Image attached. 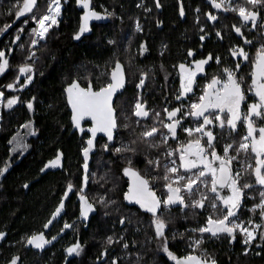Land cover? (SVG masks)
<instances>
[{
	"label": "trees",
	"instance_id": "obj_1",
	"mask_svg": "<svg viewBox=\"0 0 264 264\" xmlns=\"http://www.w3.org/2000/svg\"><path fill=\"white\" fill-rule=\"evenodd\" d=\"M61 1L65 7L60 23L50 32L44 43L34 48L35 56L26 61L32 53L30 40L34 38L29 34L36 24L30 19L31 14L20 18L8 15L9 9L15 11L17 0H0V30L6 25H11L7 31H0V50L6 52L10 65L9 69L0 75V91L5 93L0 124V169L8 165L7 172L0 176V232L6 234L5 238L0 240V264H8L13 256L34 262L35 258L26 241L31 235L45 228L44 225L52 218L56 207L63 200L69 183L74 185V193L81 194L79 190L84 189L88 200L95 204L100 215H117L119 221L124 219V229L131 224L153 229V225L143 214L126 205L123 194L126 192L127 179L123 177L122 170L128 166V159L131 158L132 167L144 173L146 155L147 159L153 160L159 156L163 165L165 160L160 153L164 149L171 150L179 145L178 139H170L160 152H157L147 150L146 146L141 144V154L134 157L131 153L115 152L116 147L128 144L131 140H139L140 133L154 125L155 112H160L161 118L168 122L163 111L165 107L162 105L166 98L175 103L176 85L173 78L177 73L178 62L183 60L189 48L188 37L197 28L194 10L197 1L159 0L161 6L157 8L155 0H91V7L97 13L106 15L107 10L112 15L91 23L90 31L81 35L79 40L74 39V36L79 31L85 10L77 0ZM47 4L48 0H38L37 8L34 9L37 16L46 14ZM138 4L141 6L137 7ZM180 5L186 13L184 22L179 18ZM25 20L28 21L26 24ZM137 21L142 31H137ZM233 25L243 26L242 20L233 12L218 23L219 32L223 37L215 47L220 64L211 77L219 75L223 68H229L231 50L241 46ZM21 27L24 31L19 33L18 29ZM17 34L21 39L13 44ZM109 41L115 43L110 44ZM117 60L124 66L127 76V88L115 104L117 138L113 144L101 140L97 147L92 149L87 161L89 179L85 187L83 149L88 146V136L73 130L65 89L74 79L79 80L81 86H86L88 80H91L93 87L99 89L108 82ZM23 64L32 65L34 69L32 82L26 86L25 77L18 71ZM143 73H147V78L142 87H137L144 78ZM10 83L16 85L15 90L5 87ZM12 97H18L20 102L9 109L6 103L7 99ZM138 101L145 104L149 112L148 118L133 116L134 106ZM29 102L33 104L32 109L27 108ZM173 109L174 107H170L168 110ZM137 120L140 121L139 125L136 124ZM125 124L130 127L125 128ZM24 125L28 127H23ZM189 125L194 128L196 123L189 121ZM161 131L167 132L162 126ZM33 132L34 135L31 134ZM182 132L178 137L181 143H186L187 134ZM16 134L20 137L31 134L32 138L30 150L23 155L19 153L18 158H13V144H9V141ZM214 134L220 140L217 150L222 154V145L227 140L228 132L225 131L224 140H221L219 127ZM245 134L246 129L238 125L237 132L232 135L239 139ZM153 142L159 143V137ZM106 143L109 145L108 151L103 148ZM58 154L61 155L60 169L47 172L45 165ZM42 168L45 170L41 171ZM148 175L151 178L152 173ZM113 177L119 184L118 188L113 187ZM154 183V191L158 195L165 194L163 181ZM25 184L28 185L27 188L24 187ZM245 191L239 220L259 219V209L255 212L248 211L259 201L258 193ZM253 196L256 197L255 200L250 198ZM101 197L109 201L115 200L116 204L105 208L98 202ZM79 210L78 203L69 200L63 212L67 214L70 223H75V214H78ZM210 214L213 213L207 202L203 210L189 208L182 212L177 208L164 214L166 222L171 219L168 229L183 231L184 247L179 253L180 256L192 251L188 246L191 241L202 238V248L215 258L217 264H264V247H260L264 245V241L260 238L254 251L251 250L250 254L245 255L243 238L238 233L232 241L227 234L213 238L205 233L201 237L198 232L192 231L204 226ZM119 227L121 228L120 223ZM81 228L83 229L82 226ZM138 249V255L142 258L140 264H170L165 259L158 241L149 245L141 243ZM196 254H199V250H196ZM133 263L137 264V259L133 260Z\"/></svg>",
	"mask_w": 264,
	"mask_h": 264
},
{
	"label": "snow or ice",
	"instance_id": "obj_2",
	"mask_svg": "<svg viewBox=\"0 0 264 264\" xmlns=\"http://www.w3.org/2000/svg\"><path fill=\"white\" fill-rule=\"evenodd\" d=\"M38 0H17L15 4V11L9 9L8 15H15L16 18L24 17L26 14H31L30 19L36 24L32 28L30 37L31 47H35L39 41L45 40L49 30L58 25V18L61 15L62 3L61 0H48L46 14L37 16L34 9L37 8ZM77 3L85 10L81 17V24L78 33L74 39L79 40L81 35L90 31L89 22L92 20H104L107 16L112 15L105 10L106 15L97 13L91 7V0H77ZM212 9L223 12H233L242 20L243 26H248L250 22V31L256 29L261 32V38L264 39V0H208ZM141 5H137L140 7ZM161 5L159 0H156V7ZM151 11V9H146ZM197 12L200 10L197 9ZM180 15L184 16V9L181 6ZM209 21H217L218 16L211 11L205 13ZM28 21L25 20V24ZM199 17L197 23H199ZM259 22V23H258ZM11 25H6L0 31H7ZM235 32L241 36L243 33L241 27L233 25ZM137 31H142L139 22H136ZM24 31L23 27L18 29L19 33ZM204 32V28L200 29ZM218 37L223 39L221 33H216ZM21 39L17 34L12 41L13 44ZM201 41L205 39L204 35L200 36ZM110 44L115 43L109 41ZM244 43L253 45V41L245 37ZM23 47V45H21ZM11 49H9V52ZM192 51L188 52V56H193ZM233 57L240 56L244 61L251 64L250 79L251 83H246V77L238 76L240 64L236 63L235 68H223L219 75H214L206 83L202 90V94L195 102H191L187 111H183V117H192L196 126L183 128L187 134V142L181 143L178 147L168 150L164 149L161 155L164 156V164L161 165L160 158L157 156L155 160L147 159L144 173H141L136 168L132 167V159H128V166L122 170L123 177H127V191L123 194V199L128 203L138 205L140 209L151 214V224L154 226V236L160 241V248L167 254L168 258L175 261V264H217L214 257H212L206 249L202 248L204 240L202 238L195 239L189 243V247L193 248V252L183 256L177 257L169 250L167 244L166 229L171 219L167 222L163 218L165 213H170L173 207H179L182 212L187 209L203 210L207 204L210 206L213 214H210L206 219V224L198 229L192 231L198 232L201 237L208 233L213 238H220L222 234H227L231 240L236 239V232L244 236L243 243L250 245L257 239L259 233L260 240L264 241V44L257 48L255 56L250 57L244 48L231 50ZM35 56L32 52L28 56L31 60ZM211 55L207 59L195 61V68L186 67L185 64H180L181 72V93L176 96L177 100L186 97L188 93L193 91L198 73L204 72V66L212 60ZM216 63L220 64V58H216ZM9 59L4 50H0V75L4 74L9 69ZM19 74L25 77L26 86L32 82L34 71L32 65L23 64L18 69ZM140 83L137 87H142L147 78V73H143ZM87 80V77H85ZM97 79H99L97 77ZM18 82V81H17ZM125 73L123 65L117 60L115 67L110 73L108 82L95 89L91 80H88L86 86H81L79 80L74 79L69 83L65 89L67 93L68 104L71 106L72 116L71 120L74 126L81 131V122L86 118H90L92 127L88 129L92 138L88 139L87 147L83 149V156L85 163L83 165L85 175L83 177L84 184L88 183V158L89 153L94 147V139L97 133H104L107 136V141L111 142L114 139V131L117 129L116 111L113 107V97L119 89L125 87ZM9 90H15L16 85L10 83L5 86ZM249 94L253 98L251 103H248ZM5 99L4 91H0V103ZM19 101L18 97L7 99L6 106L11 109ZM242 105L246 106V111L242 112ZM28 109L33 108V104H27ZM166 113L165 122L161 118L160 112H155L154 125L140 133L139 140H131L128 144H122L115 148L116 153H131L132 156L141 154L140 145L146 146L147 150H155L160 152V149L166 145L169 139L176 140L177 129L182 128V118L178 114L182 113V107H176L169 111L167 108L163 109ZM133 116L137 118H148L149 112L146 110L145 104L137 102L134 106ZM259 121L260 126L257 122ZM137 120L136 124L139 125ZM243 123L246 127V134L236 139L233 133L237 132L238 124ZM159 125V126H157ZM161 126L167 132L161 131ZM23 127H28L24 125ZM129 128L128 124L124 125ZM219 127L221 130V140H224L225 131L228 132L227 140L222 145V154L217 150L220 145V140L214 134V129ZM34 135L35 133H31ZM159 137L160 142L154 143ZM9 144H14L11 149L13 152H19L28 147V145L19 137V134L14 135ZM104 151H108L109 145L106 143ZM61 155L58 154L54 160H51L45 168H57L60 166ZM234 162L239 165V168H234ZM161 168L163 173L161 174ZM8 170L6 164L0 169V176H3ZM45 169H41L44 171ZM149 173H152L149 178ZM249 177L254 179L250 180ZM155 182L163 181L162 187L166 190L164 197H158L155 188ZM113 187L118 188L119 184L113 177ZM259 186V187H257ZM28 187L27 184L24 185ZM74 185L69 183L65 192V198L68 193L73 191ZM227 189L229 194H223ZM245 190H250L258 193L259 201L254 203L250 212H255L259 209L260 223L249 219L247 226L244 222L237 223L239 220L238 212L241 208L242 201L246 195ZM79 200L81 202L80 217L87 220L89 214L95 212V204L90 202L86 195L83 194L84 189L81 188ZM255 200L256 197H250ZM105 208L110 205H115L116 201H109L107 198H101L98 201ZM64 208L63 200H61L58 207H56L52 219L45 225L48 228L53 220L60 215ZM107 214V213H106ZM130 222V221H129ZM119 223L123 225L124 219H120ZM72 224L65 223L64 228H72ZM5 233L0 232V240L5 238ZM53 240L56 237L52 238ZM108 243H120L124 239L121 236L118 240H113L108 237ZM231 242V241H230ZM49 241L45 238L43 233L31 235L27 241V245H32L37 249H42ZM124 249L129 248L127 242L123 243ZM81 245L77 242L66 249L69 255H79L81 252ZM199 250V254H196ZM247 255V251L244 253ZM259 255V253H257ZM102 255H107L105 250ZM142 258H137V264H140ZM8 264H21V257L13 256ZM112 264H117L116 260Z\"/></svg>",
	"mask_w": 264,
	"mask_h": 264
},
{
	"label": "flooded vegetation",
	"instance_id": "obj_3",
	"mask_svg": "<svg viewBox=\"0 0 264 264\" xmlns=\"http://www.w3.org/2000/svg\"><path fill=\"white\" fill-rule=\"evenodd\" d=\"M194 1H197V6L194 9L195 15L197 16V18L199 17L200 22L197 23L196 21L195 26L197 28L194 29L192 35L188 37L189 40H187L189 43L188 44L189 48L186 50V54L183 60L179 61L177 64L178 66L177 73L174 75V78H173L175 79L173 82L176 85L174 89L176 91V96L181 93V72H180L179 65L183 63L185 64L186 67L194 69L195 61H199L201 59H207L209 55H211L213 59L210 60L207 65L204 66L205 70L203 73L197 74L195 83L193 85V91L191 93H188L186 97H182L181 100H177L175 96V103L173 102L171 103L168 98L164 100L162 106L167 109H170V107L171 108L172 107L174 108L182 107V113L178 114V117H183V111H187L190 103L195 102L198 99V97L202 94V90L204 86L211 79L212 72L219 66L216 63L217 54H216L215 47L218 45V40H222V39L216 35L220 27L218 26V23H220V20L222 18L232 13L230 11L223 12V11H218L216 9H212L210 4L208 3V0H194ZM197 9H199L200 11L197 12L196 11ZM209 11H211L214 15L218 16L217 21H209L207 19L205 13ZM179 16H180V12H179ZM185 16H186V13H185ZM262 19H264V17H262ZM93 22H97V20L90 21L89 27L91 23ZM182 22L184 21L182 20ZM202 22H203V25L201 26ZM250 27H251L250 22L248 26H241V31L243 33V36L238 34L237 41L238 43L241 44L240 47L244 48L245 52H247L250 57H254L257 48H259L261 44H264V39L261 38L260 31L256 29H253L250 31L249 30ZM201 28H204V32L200 31ZM201 35L205 36V39L203 41H201L200 39ZM245 37L248 40L253 41V45L245 44L244 43ZM238 48L239 47L235 49H238ZM189 51H192L194 55L188 56ZM26 61H29V59L27 58ZM236 63L240 64V70L237 73V75L246 77V83L250 84L251 83L250 73L252 70L251 64L248 61H244L243 58L240 56L233 57L232 55H230L229 68L234 69ZM252 99L253 98L249 94V99L247 102L251 103ZM3 105H4V102L1 106V121H2ZM244 111H246V106L242 105V112ZM189 121L195 122L194 118L192 117L182 118L183 127L177 129V136H179V134L183 131V128L191 127L189 125ZM257 124L258 126H260L259 121L257 122ZM238 125H241L246 129L243 123H240ZM90 127H92L91 124L86 123L84 125V130L80 132L79 134L81 135L86 134L88 136V139L92 138V136L88 133V129ZM216 128L214 129V133L216 131ZM182 133H185V132L183 131ZM31 138H32V135H31ZM30 140L31 139L24 140V142L28 145V147L20 152H13V158H18L19 153L22 152L21 155H23L24 153L26 154L30 150ZM101 140L107 141L106 139L100 138L97 141L96 145L93 147V149L97 147L98 142ZM178 140H179L178 143L180 144L181 141L179 137H178ZM13 147H14V144H13ZM233 167L239 168V165L234 162ZM59 169H60L59 167L47 168L46 171L55 172ZM126 179L128 178L126 177ZM83 185H84V181H83ZM226 190L227 189L223 191V194H226L228 192ZM126 191H127V188H126ZM83 194L86 195L85 191L83 192ZM79 195L80 194L78 193L71 192V193H68L67 198H65V196L63 197L64 208L62 209L60 215L57 216L55 220H53L52 224H50L48 228L41 229L37 232V234L43 233L45 238L49 241V243L45 244L42 249H37L33 247L32 245H28V249L32 251L33 257L35 258V260L34 262L21 260V264H33V263L34 264H78V263L79 264H112L113 260H116L117 264H134L133 260H136L139 257L138 248L141 245V243H145L147 245L152 244L155 241H158L160 243V241L157 240L154 236V226H153V229H150V228L146 229V228H140L138 225L131 224L130 227H128L127 229H124V226H125V223H124L123 225L120 224L121 225V228H120L119 218L117 215H112L108 217L107 215H104V214L100 215V213L97 212L96 210L95 212H92L89 214V217L87 220L82 219L80 217L81 202L79 200ZM164 195L165 194H161V195L157 194L158 197H164ZM101 198H99V200ZM69 200H73L75 203H78V206L80 209L79 213L75 214L76 216L75 223H72V222L70 223V220L67 219L66 217L67 214L65 215V212H63L66 207V203ZM243 201H242V204H243ZM242 204H241V207H242ZM129 208H133L136 211L143 214V217L151 224L152 217L150 213H147L144 210H141L137 207H129ZM177 208L179 207H173L171 211ZM240 210L238 212V215L240 213ZM65 223L72 224L73 227L65 229L64 228ZM81 226L83 227V229L81 228ZM182 232H183L182 230L175 231V230H170L168 228L166 229L167 244H168L169 250L172 251L174 255H176L177 257H183L179 255V253L183 251V247H184V239L182 238ZM176 233L178 234V237ZM236 233L240 235L239 230ZM121 236H123L124 239L120 241V243H112L111 245L108 243V239H107L108 237H112L113 240L115 241V240H118ZM53 237H56V239L53 240L52 239ZM257 240H259V236ZM77 242L81 245L82 250L80 254L78 256L75 254L69 255L66 249L68 247L73 246ZM125 242L129 244L128 249H124L122 247L123 243ZM243 247L245 251H247V254L251 253L247 246L243 245ZM260 247H264V245ZM105 250H107V255H102V253ZM191 250H192L191 252H193V248H191ZM164 256H165V259H167L168 262H170V264H175V261L168 258L166 253H164Z\"/></svg>",
	"mask_w": 264,
	"mask_h": 264
},
{
	"label": "water",
	"instance_id": "obj_4",
	"mask_svg": "<svg viewBox=\"0 0 264 264\" xmlns=\"http://www.w3.org/2000/svg\"><path fill=\"white\" fill-rule=\"evenodd\" d=\"M181 6H182V5H180V8H181ZM182 7H183V6H182ZM183 9H184V8H183ZM180 18H181L183 21L186 20L185 12H184V16H181V15H180ZM123 70H124V73H125V80H126V82H125V87H124L123 89H119V90L117 91V93L115 94V96L113 97V107H114V108H115V104H116L117 98H118L120 95H122V94L125 92L126 88H127V76H126V71H125L124 66H123ZM67 103H68V100H67ZM68 107H69V111H70L71 116H72L71 106H70L69 104H68ZM115 111H116V109H115ZM116 119H117V111H116ZM71 123H72V126H73V130H74V132H78V133L82 132L80 129H78V128H76V127L74 126L72 120H71ZM86 123H90L91 126H92V122H91L90 118H86L84 121L81 122V127H82L83 129H84V125H85ZM117 125H118V120H117ZM117 129H118V127H117ZM117 129L114 131V139H113V141L109 142L110 144H113V143L115 142L116 138H117ZM88 133L91 135V133H90L89 131H88ZM91 136H92V135H91ZM100 138H103V139H106V140H107V136H106L104 133H97V134H96V137H95V139H94V141H93L94 146L96 145L97 141H98ZM85 187H86V185H85ZM125 203H126V205L129 206V207H137V208H139L138 205H134V204L128 203L127 201H125ZM139 209H140V208H139ZM141 210H142V209H141Z\"/></svg>",
	"mask_w": 264,
	"mask_h": 264
},
{
	"label": "built area",
	"instance_id": "obj_5",
	"mask_svg": "<svg viewBox=\"0 0 264 264\" xmlns=\"http://www.w3.org/2000/svg\"><path fill=\"white\" fill-rule=\"evenodd\" d=\"M61 3H62V2H61ZM63 9H64V7H63V4H62L61 15H60V17L58 18V23H59V21L61 20V17H62V14H63ZM56 26H57V25L53 26V27L49 30V33L47 34L45 40H41V41H39V43H38L35 47H31V48H30V51H33L34 48L38 47L41 43H44V42L47 40V38H48L50 32H51ZM3 102H4V101H3ZM3 102L0 103V124H1V106H2ZM249 219L255 220L256 223H260V220H259V219H255V218H248V219L243 220V221H241V222H244L245 225L247 226V221H248ZM258 236H259V233L257 234V238H258ZM256 240H257V239H256ZM256 240H254L250 245H245V244H244L245 246L248 247V249H249L250 252H252L251 250L254 251V247H255V245H256Z\"/></svg>",
	"mask_w": 264,
	"mask_h": 264
},
{
	"label": "rangeland",
	"instance_id": "obj_6",
	"mask_svg": "<svg viewBox=\"0 0 264 264\" xmlns=\"http://www.w3.org/2000/svg\"><path fill=\"white\" fill-rule=\"evenodd\" d=\"M62 16H63V14H62ZM61 19H62V17H61ZM59 23H60V21H59ZM58 23V24H59ZM33 52V51H32ZM23 141L24 140H26V139H31V135H29V134H26V135H24V136H21L20 137ZM20 152V151H19ZM21 154H22V152H21ZM226 191H228V190H226ZM226 194H229L228 192L226 193ZM237 223H239V222H241V221H236ZM240 236L244 239V236L240 233ZM243 245H244V243H243Z\"/></svg>",
	"mask_w": 264,
	"mask_h": 264
},
{
	"label": "bare ground",
	"instance_id": "obj_7",
	"mask_svg": "<svg viewBox=\"0 0 264 264\" xmlns=\"http://www.w3.org/2000/svg\"><path fill=\"white\" fill-rule=\"evenodd\" d=\"M64 7V6H63Z\"/></svg>",
	"mask_w": 264,
	"mask_h": 264
}]
</instances>
